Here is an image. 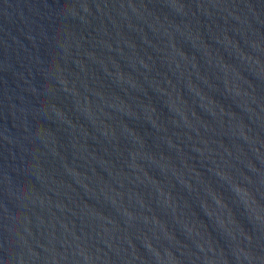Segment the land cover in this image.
I'll list each match as a JSON object with an SVG mask.
<instances>
[{
    "label": "water",
    "instance_id": "water-1",
    "mask_svg": "<svg viewBox=\"0 0 264 264\" xmlns=\"http://www.w3.org/2000/svg\"><path fill=\"white\" fill-rule=\"evenodd\" d=\"M0 264H264V0H0Z\"/></svg>",
    "mask_w": 264,
    "mask_h": 264
}]
</instances>
